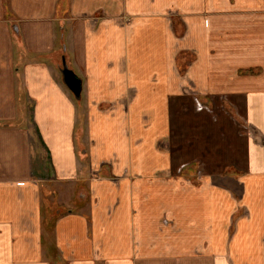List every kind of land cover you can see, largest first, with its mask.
<instances>
[{
  "label": "crops",
  "instance_id": "0c3cea01",
  "mask_svg": "<svg viewBox=\"0 0 264 264\" xmlns=\"http://www.w3.org/2000/svg\"><path fill=\"white\" fill-rule=\"evenodd\" d=\"M0 264H264V0H0Z\"/></svg>",
  "mask_w": 264,
  "mask_h": 264
},
{
  "label": "water",
  "instance_id": "95a60500",
  "mask_svg": "<svg viewBox=\"0 0 264 264\" xmlns=\"http://www.w3.org/2000/svg\"><path fill=\"white\" fill-rule=\"evenodd\" d=\"M62 73L67 85L74 91L77 97L80 96L81 82L80 79L68 68L66 61L63 59Z\"/></svg>",
  "mask_w": 264,
  "mask_h": 264
},
{
  "label": "rangeland",
  "instance_id": "374dc122",
  "mask_svg": "<svg viewBox=\"0 0 264 264\" xmlns=\"http://www.w3.org/2000/svg\"><path fill=\"white\" fill-rule=\"evenodd\" d=\"M209 107V106H208ZM212 108V107H211ZM212 109H214V108H212ZM207 110V109H206ZM215 110V111H214ZM214 110H212L213 111V113H217V110H218V112H219V110L221 111V112H224L223 110H222V108H220V109H214ZM226 110H228V108H226ZM206 112H208L209 113V111H206ZM212 113V114H213ZM210 114V113H209ZM185 124H186V127H187V131H189V128H188V125H189V122H185ZM186 131V130H185Z\"/></svg>",
  "mask_w": 264,
  "mask_h": 264
}]
</instances>
